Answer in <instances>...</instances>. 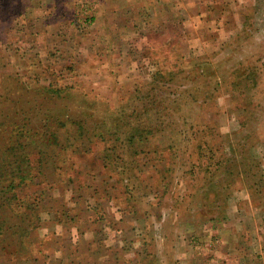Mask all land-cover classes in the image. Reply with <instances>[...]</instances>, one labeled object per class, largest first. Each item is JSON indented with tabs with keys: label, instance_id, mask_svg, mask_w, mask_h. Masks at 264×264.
<instances>
[{
	"label": "rangeland",
	"instance_id": "rangeland-1",
	"mask_svg": "<svg viewBox=\"0 0 264 264\" xmlns=\"http://www.w3.org/2000/svg\"><path fill=\"white\" fill-rule=\"evenodd\" d=\"M74 1L0 0V38L14 41L0 50L5 61L12 53V62L0 66V82L13 86L16 79H10L17 74L26 82L25 88L0 87V142L9 120L29 119L40 130L57 131V152L68 166L60 177L55 173L44 182L35 177L13 191L2 183L0 264H181L187 246L204 259L215 247L203 236L222 235L221 226L231 228L233 219L257 237L254 264H264V0H110L132 5L91 23L81 17L82 6L90 1L100 12V4ZM60 39L72 40L64 63L75 59L77 66H65L59 77L45 76L40 60L48 66L57 61L51 53L39 54L40 46L53 53L56 48L47 47ZM188 60L202 62V68L192 72L193 66L181 62ZM28 69L41 72L40 81ZM159 69L172 71L173 80H157ZM70 81L73 95L65 99L36 88ZM156 92L158 99L171 96L172 120L180 130L157 132L165 118L154 108L145 111L155 104ZM76 93L88 95L94 105L77 104L83 97ZM174 97L184 101L173 102ZM48 105L78 121L69 125L73 133L81 120L91 134L104 119L143 122L153 132L146 134L149 143L92 141L85 150L74 144L63 150L71 145L67 129L61 132L58 120L42 114ZM199 141L208 143L202 151L214 150L222 162L214 176L220 185L211 186L215 182L205 166L215 158L208 151L204 160L198 158L193 145ZM155 143L166 151L155 153ZM114 146L109 159L107 150ZM218 188L224 191L217 199L212 193ZM246 232L242 238L249 237Z\"/></svg>",
	"mask_w": 264,
	"mask_h": 264
},
{
	"label": "trees",
	"instance_id": "trees-1",
	"mask_svg": "<svg viewBox=\"0 0 264 264\" xmlns=\"http://www.w3.org/2000/svg\"><path fill=\"white\" fill-rule=\"evenodd\" d=\"M30 7H25V10L27 11ZM28 12H26L27 14ZM88 23H91L93 20L91 17H87L85 20ZM16 25V21H15ZM55 26V25H53ZM15 26H12V30L14 29ZM72 42V40H71ZM69 39L65 40H56L55 42L52 43V46L47 47V48H53L55 47V52H50L48 51L45 47L44 44L42 43L39 49V54H45V53H51V56L54 55L56 57V64L54 66L52 63H50V66H48L49 63H46L45 60H40L41 63L45 64V67L43 68V71L45 73V76H50L52 75L53 77H59V72L63 73L62 70L64 69L65 66H68L67 64L65 65L64 62L66 61V58L70 56L71 51H72V45ZM14 44V41L12 43L7 39H1L0 38V50L6 47H10L11 45ZM12 54V53H11ZM9 55L8 60H3L2 54L0 53V66L3 68L6 64L12 62V55ZM14 58V56H13ZM22 58V57H21ZM24 59V58H23ZM47 59V58H46ZM26 60H23V62ZM77 60H73L70 66L66 67L68 69H73L74 66H77ZM183 64H187L189 66H193L194 70L192 72H198L202 68V62H196V61H191L188 60L186 62L181 61ZM68 63V62H67ZM57 64L60 65V68L55 67ZM70 64V63H69ZM80 64V63H79ZM204 69V68H203ZM176 70V69H175ZM29 75L33 78L34 81H40V77L42 76L41 72H33L32 69H28ZM72 71V70H71ZM167 73V74H166ZM172 71H162L159 69L158 71L154 72V76H156V79L159 81H162L164 78L167 81L173 80L172 77ZM1 75V74H0ZM203 74L199 75L202 76ZM64 78V77H63ZM16 79V84L13 86H10L9 84L0 82V87H4L7 90H12L14 86H16V89L19 88H25L26 82L21 81L22 75L17 74L15 77L11 78L10 81H14ZM23 80V79H22ZM155 81V78H154ZM54 83V82H50ZM75 83H64L61 86L58 85V87L52 86L50 84L44 83L43 86H37L36 88L39 89L41 88L44 90V96L46 95V92H52L55 93V99H61V96L63 98L65 97H70L73 94V89ZM33 86V85H31ZM60 86V87H59ZM30 88V87H29ZM78 92V90L76 91ZM157 93H155L153 102L155 103L152 105L150 108H145V111H148L149 109L158 110L160 111V115L165 118L164 122H159L157 123V132L163 131V130H180V128H175L176 122H173V112L174 109H170V99L171 96L168 94H161V96L157 97ZM180 93H178L179 95ZM74 96H81L83 97L82 101H76L77 104H85L86 106H93L94 102L87 98L88 95L86 94H80L76 93ZM64 98V99H65ZM184 101L183 97H174L173 102H182ZM54 102V105L57 104ZM173 102L171 103V106L173 105ZM48 104V101H47ZM54 105H48L46 110L42 113L44 115L47 114V120L49 121L50 119L58 120L60 123L59 126H56L57 129H60L61 132L62 130L66 127L67 131L65 134L67 136L65 139L67 142H71V145H65L61 146L63 150H67L68 148H72L75 145V148L81 147L83 150L88 148V145L92 143V141L95 142H107L111 140H115L118 142L123 141L124 143H127L129 145H133L135 140L138 138L140 142H146L149 143L148 140L149 138L146 137L147 133L153 132V130H149L148 126L145 125L143 122L140 123V125H134L132 124L129 119L123 120L124 122L117 121L113 123L110 119V123L105 121L104 119L101 123H95L93 132L91 134H88V122L87 121H80L79 122V129L76 133H73L72 131L69 130V125H76L78 122L77 120H71L68 118H65V116H59L57 115V112L53 109ZM105 105V104H104ZM64 114H66V109L67 107H64ZM103 111H108V108H104ZM41 111L37 112V114H40ZM88 117V116H86ZM22 122L16 121L14 119L9 120L6 124L5 127V134L3 135L4 141L0 142V186L2 183H7L6 189L12 190L15 186H20L24 187L28 183H34L33 179L35 177H41L42 181H49L52 180V176H54L55 173H59L57 176H62L63 175V170L68 168L67 163L65 161L60 160V154L57 152V147L60 146V136L57 133V131H53L51 127H47L46 129L40 130L37 128V126L34 125V122H28L29 119L22 118ZM167 120V121H166ZM7 125L10 127H7ZM215 132V131H214ZM213 131L210 133H214ZM72 134V135H69ZM118 135H125L127 138L122 139ZM232 142V141H231ZM74 144V145H73ZM96 144V143H95ZM195 149H198L199 151L197 152L198 158L200 159H205L206 151L210 153L211 158H215V162L212 164L207 163L205 168L208 170V173L210 175L211 180L214 181L215 183L212 184L211 186L215 185L217 186L218 184L220 185L219 181H217L216 178H214L215 175L220 174V169L219 167L221 166V161L219 157L217 158L216 152L213 150L211 151L210 148L206 151H202V149H207L208 143L206 141H199L196 144L193 145ZM169 147L172 149L174 145H169ZM168 148V149H170ZM116 150V147L114 146L113 149H108L106 153L107 158H111L112 154ZM155 153H164L165 147H161L158 143H155V147L153 149ZM208 154V153H207ZM217 159V160H216ZM65 163V164H64ZM175 165V164H174ZM108 165L104 162L103 163V168L102 172L104 170V167H107ZM251 167H249V175H250ZM223 174V177H226L227 171L223 170L221 171ZM242 173V170L240 171ZM230 175V174H229ZM208 180V179H206ZM237 179H230V184L235 183ZM223 181V180H222ZM217 182V183H216ZM224 182V181H223ZM229 187V186H227ZM210 191H212L210 189ZM224 191L223 189H213V195L219 196L221 195L220 192L222 193ZM227 191V190H226ZM16 195L14 196V199H16ZM9 204L12 206L13 202L11 201V197L7 198ZM23 206V204H22ZM220 206V205H217ZM25 207V206H24ZM139 210V209H138ZM25 214V213H23ZM160 221L164 219V216L161 217L159 215L158 217ZM209 222L212 220H217V219H208ZM71 221V219H68V222ZM142 222H144V219H141ZM62 222V221H61Z\"/></svg>",
	"mask_w": 264,
	"mask_h": 264
},
{
	"label": "crops",
	"instance_id": "crops-1",
	"mask_svg": "<svg viewBox=\"0 0 264 264\" xmlns=\"http://www.w3.org/2000/svg\"><path fill=\"white\" fill-rule=\"evenodd\" d=\"M65 1L67 2L72 1L73 3H78L74 0H65ZM110 2H111L110 0H96V3H99L101 6L100 12H99L98 7L91 6V5H94L93 2L89 1L87 4H83L82 7L85 9L83 10L84 13H82L81 17L83 16H86V18L91 17V19L95 22L99 20L100 17H104V16H109L111 18H114L117 11L127 10L129 8L128 6L132 5L131 3H127V6L120 7L119 5H115V4L111 5L109 4ZM133 3H135L136 5H139L136 1ZM25 4L27 5L26 1H25ZM91 9H93L94 13H92ZM96 13H98V16H96ZM76 22H77L76 24L77 32H79L80 25H81L79 24L81 23L80 18H78ZM71 31L72 33H76V31L73 28L71 29ZM82 45L89 46L88 44H82ZM78 50H81V47H79ZM166 221L167 219H162L163 224H165ZM231 222H233V226L231 228H226L225 227L226 224L221 226L220 230L221 232L223 231L222 235L219 234L218 232H215V233L211 232L209 235L203 236L204 239L207 238L206 236H208V238H210L211 242L213 243V247H215V248L210 249L209 251L210 253H208V255L204 257V259H202L201 252H196V250H193L191 252V250L187 246V249L183 250L181 254L182 259L180 260V263L181 264H204V263L205 264H213V263L223 264L224 261H226V264H254L255 254H257L260 250H257V249L251 250V249H253V246H254L252 244L254 242H257L256 240L257 237H255L254 233L246 232L245 228L241 226L240 219H233V221ZM220 230H217V231L220 232ZM213 231H216V229ZM245 232L249 234V237L242 238ZM195 236H197L199 240H202L199 238L198 234H196ZM213 236H216V237L213 238ZM248 238H249V242L248 241L244 242V239L248 240ZM258 239H263V236L259 235ZM203 241L205 242V240ZM207 243L208 242L206 241L205 246L208 245ZM167 256L169 258L170 254H168ZM167 264H174V263L168 262Z\"/></svg>",
	"mask_w": 264,
	"mask_h": 264
}]
</instances>
